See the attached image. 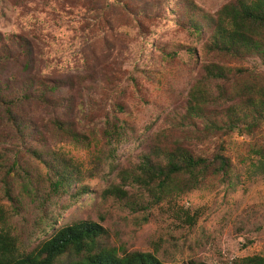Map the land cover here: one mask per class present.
I'll return each mask as SVG.
<instances>
[{
	"label": "rangeland",
	"instance_id": "1",
	"mask_svg": "<svg viewBox=\"0 0 264 264\" xmlns=\"http://www.w3.org/2000/svg\"><path fill=\"white\" fill-rule=\"evenodd\" d=\"M149 1L152 0H123L118 4L115 0H0L2 37L24 36L31 44L28 72L24 74L17 64L5 78L15 72L53 84L60 82V95L69 101L62 104V111L67 104L75 109L83 105L85 113L116 116L127 127L117 152L119 167L132 163L147 150L150 138L173 125V117L181 112L183 99L197 74V70L193 73L185 66L183 46H193V42L174 21L133 19L129 8ZM193 1L215 12L229 0ZM178 45L181 47L174 61L162 58L160 49L176 51ZM195 49L199 50L200 45ZM104 74L123 75L121 95L108 90V96L102 97ZM20 76L11 79L18 83ZM127 77L138 83L140 91ZM115 101L123 103V111L117 110ZM54 108L35 113L41 125L49 122L47 130L41 128L37 138L32 131L23 141L0 140V148L13 162L0 171V210L9 213L10 222L21 231L29 250L61 227L91 221L105 230L99 239L103 245L118 252L154 253L166 264L188 260L234 264L245 257L264 256V159L249 156L248 137H233V173L225 182L207 181L199 190L147 212L132 214L112 199L102 198L115 173H109L105 160H96L105 145L98 122H85V143L61 140L50 123ZM65 116L67 119L69 113L65 112ZM195 145L197 151L205 149ZM28 146L48 149L52 156L75 164L82 182L71 188V193L80 186H86L89 192L75 201L68 195H48L47 169L26 153ZM8 169L16 173L9 185L11 199L3 187ZM54 220L56 224L48 230Z\"/></svg>",
	"mask_w": 264,
	"mask_h": 264
},
{
	"label": "trees",
	"instance_id": "2",
	"mask_svg": "<svg viewBox=\"0 0 264 264\" xmlns=\"http://www.w3.org/2000/svg\"><path fill=\"white\" fill-rule=\"evenodd\" d=\"M129 10L134 20L170 19L193 42V46H183L185 66L190 72L197 70V74L183 99L181 112L173 117V125L150 138L147 150L132 163L119 167L117 152L126 137V125L114 115L85 113L83 105L75 109L67 104L62 111V104L69 101L60 95V82L53 84L15 72L5 78L17 64L24 74L28 72L31 44L24 36L5 39L0 34V128L4 127L0 140L23 141L32 131L37 138L41 128L47 130L49 122L41 125L35 113L51 106L55 112L50 123L61 140L85 143V122L91 125L97 121L105 145L96 160H105L109 173H115L102 198L112 199L136 214L199 190L207 181L229 179L233 173L230 155L235 135L250 139L246 145L250 157L264 159V0H229L215 12L204 10L193 0H152ZM197 45L199 50L195 49ZM180 47L176 51L160 49V54L174 61ZM13 76H20L18 83L13 82ZM103 77L102 97L108 96V90L118 96L123 93V75ZM126 80L140 91L133 78ZM114 104L119 112L124 110L122 102ZM65 112L69 113L67 119ZM195 144L205 149L197 151ZM26 153L47 169L48 195H68L75 201L89 192L86 186H80L71 193L82 178L78 167L69 160L52 156L48 149L29 147ZM10 165L13 162L0 148V171ZM8 173L4 172L3 187L11 199L9 185L16 173L9 169ZM9 217V213L0 210V264H166L154 253L118 252L103 245L99 239L105 230L91 221L61 227L29 250ZM55 224L56 220L48 230ZM171 264L203 263L188 260ZM234 264H264V256L245 257Z\"/></svg>",
	"mask_w": 264,
	"mask_h": 264
}]
</instances>
